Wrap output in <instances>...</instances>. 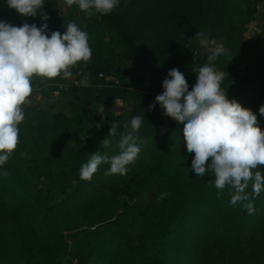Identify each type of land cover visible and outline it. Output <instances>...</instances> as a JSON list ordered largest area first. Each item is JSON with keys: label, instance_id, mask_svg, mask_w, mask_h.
Returning a JSON list of instances; mask_svg holds the SVG:
<instances>
[{"label": "trees", "instance_id": "trees-1", "mask_svg": "<svg viewBox=\"0 0 264 264\" xmlns=\"http://www.w3.org/2000/svg\"><path fill=\"white\" fill-rule=\"evenodd\" d=\"M259 1L120 0L110 14L93 10L89 16L63 14L58 0H44L50 19L43 21L39 14L21 17L0 0V20L47 23L48 35L63 34L75 22L92 50L89 62L71 69L81 81L63 88L72 99L68 110L24 106L20 142L0 166V264H264V191L251 199V215L241 203L232 206L231 188L218 195L211 172L201 177L191 171L194 154L187 152L184 125L164 116L158 103L148 110L168 71L191 60L202 31L229 51L214 62L228 73L222 83L228 99L256 113L264 131V28L256 31L253 48L243 39ZM196 72L184 75L189 91ZM100 73H115L120 83L105 82ZM115 99L129 100V109L104 108ZM92 106L104 109L100 118ZM136 115L143 117L137 134L144 143L138 141L141 151L127 175L106 176L109 165L102 163L90 181L82 180L80 168L91 154L119 153L125 125ZM113 121L120 126L107 137ZM19 155L25 162L18 166ZM257 170L264 174V166ZM245 191L252 193L251 181ZM141 197L148 198L135 201Z\"/></svg>", "mask_w": 264, "mask_h": 264}, {"label": "clouds", "instance_id": "clouds-1", "mask_svg": "<svg viewBox=\"0 0 264 264\" xmlns=\"http://www.w3.org/2000/svg\"><path fill=\"white\" fill-rule=\"evenodd\" d=\"M119 3L120 0H64L66 6L75 4L89 16L94 14L93 10L110 14ZM6 4L21 17L35 18L39 14L43 21L50 19L43 13L44 0H6ZM47 30V23L41 27L27 22L13 26L0 20V166L6 164L20 142L19 125L25 119L24 106L31 102L33 79H67L73 75L70 69L81 61L91 60L89 35L75 22H69L63 34L52 31L48 35ZM195 37L202 47L212 45V48L208 63L196 72L192 90L189 91L182 72L170 69L163 80V92L149 104L148 110L158 103L164 116L184 125L187 152L194 154L191 171L201 177L211 172L214 180L209 183L219 190L218 195L228 186L233 190L231 205L241 203L251 215L255 211L251 199L264 191V174L257 170L264 166V131L256 113L235 99H228L222 87L228 73L218 70L214 62L225 52L223 44L210 40L202 31ZM82 83L87 85V78ZM259 114L264 116V105L260 106ZM142 122L143 117L136 115L125 125L128 131L121 134L118 154H91L80 168V178L90 181L102 163L109 165L106 176L127 175L128 166L141 151L138 141L144 143L137 134ZM102 123L103 115L96 127L100 128ZM119 126L118 122H111L107 137L115 136ZM107 137L101 142L104 148L110 144ZM3 175L8 173L5 171ZM250 181L251 194L245 191Z\"/></svg>", "mask_w": 264, "mask_h": 264}, {"label": "rangeland", "instance_id": "rangeland-1", "mask_svg": "<svg viewBox=\"0 0 264 264\" xmlns=\"http://www.w3.org/2000/svg\"><path fill=\"white\" fill-rule=\"evenodd\" d=\"M60 10L63 14H68L71 11H76L80 14V9L77 5H72L71 7H68L64 4V0H58ZM259 8L260 12L258 13V17L256 20H253L247 25L246 30L243 32V39L245 41H248V43L253 44L252 48L254 47V43L256 42V31L261 32L263 30V26H261V22L264 19V0L259 1ZM254 42V43H253ZM219 43V42H218ZM260 43H257L259 45ZM248 48L250 46L247 45ZM212 45H209L208 47H202L199 43L198 47L195 49V52L193 53V56L190 61L183 63L179 65L176 69H178L180 72H182L184 75L190 74L191 72L198 71V69L203 66L204 64L208 63L206 58V54L211 53ZM225 49V48H224ZM242 54L245 55V49L242 50ZM225 55L229 54V51L225 49L224 52ZM244 66V65H243ZM243 68V67H242ZM71 70V69H70ZM60 77L55 78L54 80H46L43 78H35L34 82L38 83L43 82L42 85L37 84L33 85V93L30 97V103L26 105H40L45 107L53 108L54 110L63 111L68 110L71 107V97H68L64 95L63 88L68 86V82H80L81 78L77 73H73V75L69 78H67V82H56L59 81ZM129 100H123V99H115L108 101L104 106L105 109H114L117 113H123L126 110L129 109ZM25 105V106H26ZM102 108L100 107H90V111L93 112V117L96 119L100 118L99 110ZM17 162L16 164L19 166L20 162L22 161V156L19 155L18 158L15 160ZM148 197H141L136 198V202H142L143 200L147 199ZM90 222H93L94 218L89 217L88 219ZM60 226L63 230V218L58 220ZM87 227V225H82L80 228ZM65 233H68V231H65Z\"/></svg>", "mask_w": 264, "mask_h": 264}, {"label": "built area", "instance_id": "built-area-1", "mask_svg": "<svg viewBox=\"0 0 264 264\" xmlns=\"http://www.w3.org/2000/svg\"><path fill=\"white\" fill-rule=\"evenodd\" d=\"M100 77L105 82H110L114 85H118L120 83L119 77L115 73H100Z\"/></svg>", "mask_w": 264, "mask_h": 264}]
</instances>
